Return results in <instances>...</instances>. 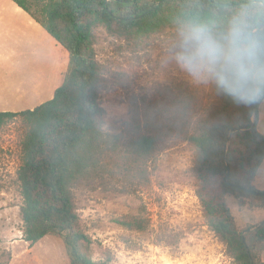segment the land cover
Instances as JSON below:
<instances>
[{"label":"trees","instance_id":"1","mask_svg":"<svg viewBox=\"0 0 264 264\" xmlns=\"http://www.w3.org/2000/svg\"><path fill=\"white\" fill-rule=\"evenodd\" d=\"M13 1L68 54L51 99L32 109L0 111V126L20 117L27 127L17 179L22 237L29 246L55 235L69 264H108L92 258L91 238L80 226L73 197L76 184L101 170L105 150L95 30L103 27L112 36L134 40L176 31L196 41L214 79L215 102L193 125L180 128L194 148L195 193L206 223L233 264H264L259 259L264 219L239 228L225 199L233 195L240 206L264 208V190L254 186L264 161V134L257 129L264 99V0ZM159 131L147 129L132 138L126 152L148 156ZM117 222L142 227L132 216Z\"/></svg>","mask_w":264,"mask_h":264},{"label":"rangeland","instance_id":"2","mask_svg":"<svg viewBox=\"0 0 264 264\" xmlns=\"http://www.w3.org/2000/svg\"><path fill=\"white\" fill-rule=\"evenodd\" d=\"M24 14L30 24H21L20 37L0 41V111L32 109L51 99L68 61L67 51ZM94 46L105 150L101 170L73 188L92 258L108 264H233L206 223L195 193L194 148L180 129L193 125L216 99L212 70L200 59L196 41L176 31L124 39L98 27ZM159 128L148 156L126 152L129 140ZM26 129L20 117L0 126V262L17 247L38 250V264H66L58 236L46 235L32 246L22 237L17 171ZM225 199L241 218L239 228L255 225L248 224L255 219L250 209L233 195ZM123 216L139 219L142 227L119 224Z\"/></svg>","mask_w":264,"mask_h":264},{"label":"crops","instance_id":"3","mask_svg":"<svg viewBox=\"0 0 264 264\" xmlns=\"http://www.w3.org/2000/svg\"><path fill=\"white\" fill-rule=\"evenodd\" d=\"M11 1L16 5L15 9H13V8L11 9L9 7L7 0H0V2L2 4H5V3L7 4V6H0V41L1 40L4 41L5 38H8V39L14 38L13 40H17L21 35V24H22L23 29L27 26V23L30 24V22L25 17L21 18V16L19 15L20 12H22L23 14H24V12L25 13H27V12L24 11L21 7H19L13 0H11ZM24 15H26V14H24ZM28 16L33 21H35L29 14H28ZM36 23H38V22H36ZM24 33H25V30L23 31V34ZM65 69H66V67H65ZM65 69H64V71H65ZM64 71L62 72V75H61V81H62ZM3 110L5 111V109H3ZM257 129L259 132L264 134V99L261 101L259 108H258ZM254 186L257 189L264 190V161L261 163V165L257 171L256 177L254 180ZM230 209H231L233 215L235 216V213L231 207H230ZM237 210L240 211V207L238 205H237ZM250 211H252V215L255 217V219H254V221H248L249 222V223L247 222L248 224H258L264 219V208H256V209L250 210ZM235 220H236L238 226H240L241 224H239V223H241V218L238 219L235 216ZM244 224H246V222ZM13 249L9 250L10 253L8 254L7 261L6 262H0V264L1 263H3V264H38V262H37L38 255H36L38 250H18L17 247H15ZM62 258H63L64 263L69 264V259H68L66 253L64 255H62ZM48 259H49V257L46 258V260H48ZM50 259H51V261L53 260L52 257ZM54 261L57 262L58 258L57 257L54 258ZM262 261H264V258L262 259Z\"/></svg>","mask_w":264,"mask_h":264},{"label":"water","instance_id":"4","mask_svg":"<svg viewBox=\"0 0 264 264\" xmlns=\"http://www.w3.org/2000/svg\"><path fill=\"white\" fill-rule=\"evenodd\" d=\"M258 93H259V92H258ZM258 93H257V95H256V97H255V100H254V103H253L252 109H254V108H255V105H256V100H257V97H258ZM231 132H232V130H231Z\"/></svg>","mask_w":264,"mask_h":264}]
</instances>
